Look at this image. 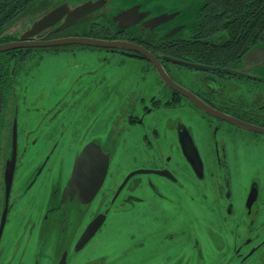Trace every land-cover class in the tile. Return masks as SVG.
Here are the masks:
<instances>
[{"label": "flooded vegetation", "instance_id": "1", "mask_svg": "<svg viewBox=\"0 0 264 264\" xmlns=\"http://www.w3.org/2000/svg\"><path fill=\"white\" fill-rule=\"evenodd\" d=\"M58 1L61 0H41L30 12L31 16L46 12ZM138 5L133 24L124 27L113 21L118 12ZM162 7L160 0H112L66 28L81 30L92 22L110 23L108 27L97 25L95 28H112L114 39L138 40L131 41L151 50L172 80L189 89L217 113L206 111L159 75L157 92L149 97L139 96L137 104L127 106L123 112L126 115L120 114V122L82 128L81 139L90 137L84 146L92 141L98 143L109 156V166L97 194L90 201L81 202L77 196L62 199L72 173L67 168L66 144L44 137L31 126L26 127L19 120L18 105L13 103L10 144L2 162V264H85L82 260L76 261L78 253L102 236L116 213L125 217L130 214L129 221L136 217L143 222L135 224L126 238L118 236L120 248L99 249L93 264H264V155L258 157V169L244 173L238 153L240 145L264 139V133L227 119L230 116L264 127V59L247 61L242 72L232 69L247 51L264 43V38L261 35L238 49L239 44L246 43L245 36L232 41L228 35H223L226 29L200 25L199 13L196 15L198 23L192 25L183 26L172 19L154 27L144 23L164 12ZM130 17L132 15L127 20ZM178 28L180 30L169 35ZM49 34L46 30L39 37H54ZM65 35L81 34L61 36ZM70 45L25 46L23 50L32 56L24 62L27 64L37 56L39 64L47 52L76 53L83 49ZM108 49L125 56L145 58L148 68L157 71L149 59L136 51ZM168 56L205 66L177 63ZM18 60L21 61L2 56V138L4 129L8 128L4 114L8 111L7 101L11 95L16 96L19 74L27 69L21 62L16 66ZM179 69L194 70L198 76L188 84L182 80ZM131 85L126 82L128 90ZM15 117L17 142L14 149ZM124 143L137 147L140 153L128 157L131 167L118 171L113 168V162L117 152L125 150L121 149ZM196 153L200 154V159ZM13 157L14 172L8 185L7 163ZM33 189L40 202L36 208L33 200L27 199V204L22 202ZM235 192L239 193L234 196ZM27 205L28 215L20 225L18 218ZM34 210L37 214H32ZM95 219L101 220L99 228L83 247L77 248L79 238ZM114 227L118 228L117 223ZM30 228L35 232L36 247ZM23 233L31 235L28 247L31 250L35 247L30 263L28 259L22 263L24 255H18L24 252V243L29 238L24 240ZM121 233L124 234L123 228ZM116 234L122 235L113 230V236L117 237ZM15 256L17 263H13Z\"/></svg>", "mask_w": 264, "mask_h": 264}, {"label": "rangeland", "instance_id": "2", "mask_svg": "<svg viewBox=\"0 0 264 264\" xmlns=\"http://www.w3.org/2000/svg\"><path fill=\"white\" fill-rule=\"evenodd\" d=\"M160 1L164 5L162 8L165 13L179 11V15L172 21L183 23V26L198 23L199 18L196 15L204 3V0ZM224 4L228 3L224 2ZM220 29H226L223 35H228L232 41L242 40L244 36L245 38L248 37L246 43L238 45V49L246 47L250 41H256L263 34H252L242 29L235 32L234 28ZM184 32L185 30L180 34ZM70 46L78 47L76 49L82 47L83 49L77 50L76 53L64 51L57 53L47 52L39 64V57L37 56L28 61L26 64L27 69H23V72L19 74L16 96L11 95L7 101L8 111L4 114L7 117L8 128L4 129L3 138L2 113L0 114V219L2 214V162L10 144L9 136L13 103L18 105L19 120L26 127L31 126L44 137L59 139L66 144L69 152L68 165L70 166L67 168L72 170L75 157L90 138L81 139L83 127L93 128L97 125L103 127L107 123L112 125L115 120L120 122L122 118L120 114L126 112L128 105L137 104L139 96L149 97L160 88L158 84L159 74L154 68H148L145 58L113 53L106 47H83L78 44ZM179 72L184 77L182 80L187 81L188 84L193 83L194 78L198 76V72L194 70L183 69ZM126 82L130 85L132 84L129 90L126 87ZM168 112L171 113V110H168ZM123 114L126 115L125 113ZM198 127L201 129L200 124ZM200 136L203 140L202 142H205L206 139L203 133L200 132ZM65 137H68L69 140H66ZM122 148L125 150L117 152L113 162V168L118 171H126L131 167V165L129 166L130 160L128 157L140 153L137 147H131L127 143H124ZM238 153L241 155L244 173H251L254 169L259 168L258 157L264 155V139H255L240 145ZM26 165L27 162H25L24 166ZM237 193L239 192H235L234 196ZM27 199L30 202L32 200L36 202L34 208L36 206L39 207L40 202L35 189L31 190L22 202L27 204ZM27 208L28 205L20 213L18 218L21 222L20 225L24 223V218L28 215ZM32 214H37V211L34 210ZM129 215L127 217L119 213L112 215L109 220L110 224L105 227L102 236L96 237L78 253L76 261L80 262L82 260L85 264H93L99 249L120 248L118 236L126 238V233H130L131 229L136 227L134 226L135 224L139 223L141 225L143 222L142 218L136 219V217L131 218L129 221ZM115 223H117L118 228L114 227ZM122 228L124 234L121 233ZM113 230L122 235L116 234L117 237L113 236ZM30 232L32 233L31 228ZM23 235L24 240L29 237L27 234L23 233ZM31 235L36 247L35 232ZM31 235L28 238V242L24 243L26 246L24 252H19L18 254L24 255L22 263H25V259H28L30 263V256L35 248L31 250L28 247ZM0 248L2 251V242ZM13 260H15L13 263L18 262L16 256ZM0 264H2V259Z\"/></svg>", "mask_w": 264, "mask_h": 264}, {"label": "water", "instance_id": "3", "mask_svg": "<svg viewBox=\"0 0 264 264\" xmlns=\"http://www.w3.org/2000/svg\"><path fill=\"white\" fill-rule=\"evenodd\" d=\"M61 0L60 2H56L50 9H48L44 13H40L38 15H34L32 18L28 17L26 20L21 19L18 23L14 24L10 27L9 32L15 37L12 40L0 42V52L18 48V47H25V46H60L65 44H80V45H87V46H95V47H106V48H123L128 50L136 51L147 59H149L157 69L159 75L172 87L176 90L181 91L185 95H187L190 99L196 101L202 108H204L208 112L217 113L213 110V108L202 101L200 98L193 95V93L180 85L178 82L172 80L170 75L168 74L165 67L162 65L158 57L155 54L144 47L143 45L133 42L127 39H109V38H100V37H93V36H86V35H65L60 37H53V38H41L39 35L44 31L48 30V33L54 34L58 31H61L68 27L69 25L77 22L78 20L85 19L84 17L90 15L92 12L102 8L107 2L110 3L111 0ZM80 2V3H78ZM108 6V4H107ZM139 12V5L136 6L134 9H126L125 11L118 12L115 16H113V21L117 22L119 26H128L135 22L134 14ZM146 13V16L150 13ZM128 20L127 18L131 16ZM179 15V11L174 12H162L158 15H155L148 19L145 24H149L150 27H154L160 24H164L171 19L175 18ZM127 20V21H126ZM153 29V28H149ZM180 28L170 31L169 35L176 33ZM49 34V35H50ZM168 59L177 62V63H184L190 66H201L204 67L205 65L195 63L193 61H188L184 59L174 58L171 56L167 57ZM254 59H264V43L258 44L251 48L244 56L235 63V66L232 67L233 70L242 72L245 67L243 65L247 61H252ZM250 65V64H249ZM248 65V66H249ZM247 66V67H248ZM251 67V66H250ZM228 121L234 122L238 125H241L245 128L257 130L264 133V127L256 125L254 123H250L241 119L227 117ZM14 139L13 145L14 149L17 142V118L14 119ZM89 144L94 146L97 154L101 156V164L99 166L92 165L87 172H82L80 175H76V160L78 155L75 157L71 177L69 179V183L66 186L62 199H66L68 195L71 198L77 196L78 200L81 202H88L90 201L98 192L101 185L104 182L106 173L108 171L109 166V156L106 154L101 146L96 142H89L83 148L87 147ZM198 158L200 159V154L196 153ZM106 158V159H104ZM198 158H195L196 160ZM14 164L15 158L13 157L12 160H9L7 163V170L6 176L8 179V185H10L11 179L13 177L14 172ZM9 192V188L7 187ZM5 221V219H3ZM101 220L98 221L97 219L93 220L88 227L86 228L85 232L81 235L77 242V248L83 247V245L92 237V235L96 232L99 228ZM2 238V214L0 219V240Z\"/></svg>", "mask_w": 264, "mask_h": 264}, {"label": "trees", "instance_id": "4", "mask_svg": "<svg viewBox=\"0 0 264 264\" xmlns=\"http://www.w3.org/2000/svg\"><path fill=\"white\" fill-rule=\"evenodd\" d=\"M40 1L41 0H0V42L15 38L9 32V29L14 24L18 23L22 17L32 18L34 15L40 14V12H38L31 16L30 13ZM224 2L228 3L229 6L228 4L225 5ZM230 5L232 6L230 7ZM199 17L200 25H206L209 26V28H234L235 32L242 29L252 34L263 33L262 36L264 38V0H204L199 11ZM97 25L108 27L111 24L105 22H92L90 26L85 25L81 30L80 28L70 27L50 35L81 34L100 38H115L111 35L113 34V32L111 33L112 28H95ZM163 38H165V36ZM134 41L139 42L138 40ZM17 51L19 53H17ZM2 56L19 58L21 61L18 60L16 66H19L20 62L22 65L26 66L24 59L32 56V53L24 51L23 47L0 52V72H2V66L4 65L2 64ZM7 65H9V63H7Z\"/></svg>", "mask_w": 264, "mask_h": 264}, {"label": "snow or ice", "instance_id": "5", "mask_svg": "<svg viewBox=\"0 0 264 264\" xmlns=\"http://www.w3.org/2000/svg\"><path fill=\"white\" fill-rule=\"evenodd\" d=\"M100 164L101 156L97 154L94 146L89 144L87 147L83 148L78 155L76 160V175L78 176L82 172H87L92 165L99 166Z\"/></svg>", "mask_w": 264, "mask_h": 264}]
</instances>
